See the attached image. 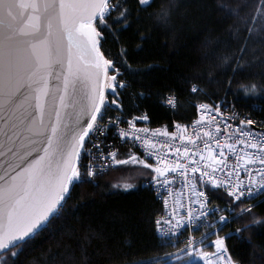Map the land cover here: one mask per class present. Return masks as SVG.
Here are the masks:
<instances>
[{
  "label": "snow or ice",
  "instance_id": "6c2138e0",
  "mask_svg": "<svg viewBox=\"0 0 264 264\" xmlns=\"http://www.w3.org/2000/svg\"><path fill=\"white\" fill-rule=\"evenodd\" d=\"M156 3L136 0L137 8L130 9L128 0H0V264H16L18 254L29 249L54 220L63 216L72 190L86 184L99 187L97 178L114 165H139L150 170L148 183L165 205V215L154 220L156 231L162 246L171 243L178 248L141 264H195V257L205 264H236L227 244L232 234L219 236L222 227L211 223L209 216L218 214L216 224L226 226L237 219L235 210L239 208V216L251 215L253 224L264 223L251 206L241 207L246 200L264 193V127H253L258 122L250 116L234 124L229 121L235 117H224L220 105L194 103L199 119L193 128L211 126L215 135L211 130L204 131L202 138L197 132L193 139L180 135L179 124L178 131L171 133L137 128V121L149 119L147 113L126 121L108 115L123 108L121 91L135 83L127 77L138 74L129 62L127 48L121 46L118 56L113 57L104 47L106 33L116 37L109 19L127 30L132 17L148 12ZM173 5L174 0H170L158 13L149 14L167 25ZM231 15L240 13L233 9ZM242 24L247 32L242 39L241 28L229 29L242 45L239 55L230 51L226 41L208 42L218 45L217 59L221 65L234 64L233 71L244 70L248 63L244 58L248 40L253 35L264 36V0H255L253 13L250 18H242ZM137 35L141 41L150 38L143 32ZM255 87L251 85L250 90ZM190 91L196 94L203 89L193 84ZM136 95L146 98L144 92ZM165 102L171 108L177 98L168 96ZM122 122L127 123V130L120 127ZM259 124L264 125V121ZM110 127L117 129L119 137L128 138L126 143L146 146L145 158L129 152L126 158L118 159L119 149L107 143ZM149 136L168 137L171 141L179 138L181 147L174 149L175 159L161 155ZM221 137L226 138L222 141ZM160 147L172 150L167 143ZM149 159L155 162L149 163ZM177 174L190 193L187 200L174 201L169 208L163 192L174 187ZM112 187L131 190L134 185ZM220 189L228 197L225 203L230 208L210 206V196ZM227 211L233 213L231 219L223 214ZM249 227L245 224L236 232ZM199 228L205 229L204 233L199 238L188 235L183 247L173 242L188 230ZM100 238L101 234L86 224L79 255L74 251L64 253L54 264H94L87 249Z\"/></svg>",
  "mask_w": 264,
  "mask_h": 264
},
{
  "label": "trees",
  "instance_id": "16d2710c",
  "mask_svg": "<svg viewBox=\"0 0 264 264\" xmlns=\"http://www.w3.org/2000/svg\"><path fill=\"white\" fill-rule=\"evenodd\" d=\"M169 3L170 0H157L148 12L132 17L127 30L109 19L116 37L106 33L108 41L104 47L113 57L118 56L121 46L127 48L129 62L138 70L136 76L127 77L135 82L133 87L120 94L124 116L132 118L147 113L153 128L165 127L172 132L177 124L183 127L198 119L194 103H224L252 116L258 123L264 121V36L253 35L248 40L244 54L248 63L244 70L233 71L234 64L221 65L217 59L218 45L208 43L210 39L226 41L230 51L239 55L242 45L229 29L239 27L241 39L247 36L242 18H250L255 0H174L167 25L149 14L158 13ZM127 6L137 8L136 0H128ZM233 9L240 16H232ZM138 32L150 38L141 41ZM205 55L209 57L207 61L203 59ZM193 84L203 91L192 94ZM251 85L256 86L254 91L250 90ZM138 92H144L146 98L138 97ZM168 96L177 98L173 108L166 105ZM150 179V170L142 166L118 165L97 178L99 187L95 184L75 187L63 216L54 220L29 249L18 254L16 264H54L62 254L73 251L78 256L86 224L102 237L87 249L94 264H141L174 253L178 248L171 244L162 246L157 236L154 220L162 215L163 207L153 192L143 188V183ZM126 183L134 187L131 190L112 187ZM227 199L222 189L210 196L211 205L220 209L230 208L225 203ZM241 207L249 205L243 203ZM235 211L237 219L222 228L219 236L232 234L227 244L236 264H264V223L253 224L251 215L241 217L239 208ZM252 212L264 221V200L252 207ZM245 224L249 229L237 233L236 229ZM177 245L181 247L180 242Z\"/></svg>",
  "mask_w": 264,
  "mask_h": 264
},
{
  "label": "built area",
  "instance_id": "2783aa9c",
  "mask_svg": "<svg viewBox=\"0 0 264 264\" xmlns=\"http://www.w3.org/2000/svg\"><path fill=\"white\" fill-rule=\"evenodd\" d=\"M120 100H121V96H120ZM212 105H220L221 106L220 107V112L223 114L224 117H233L234 116L235 119L229 121L230 123L239 124V120L240 119H243L245 116H249V115H246V114H242L238 109L234 108L233 106H230V105H227V104H224V103H213ZM108 115L110 117H112V118H115L116 116H120L122 121H126V120H130L131 119V118H127V117L124 116L123 108L119 109V110H113ZM250 117L253 120L257 121L252 116H250ZM198 119H199V110H198ZM217 119H220L219 115L217 116ZM193 123L185 125V126H187L186 128L182 127V130H180V135L187 134L189 136H192L193 139H195L196 133L199 132L201 137L203 138L204 131H209V130H211L213 132V135H215V131H214V129L211 126L209 128H204V129H201L200 127H197V128L194 129L193 128ZM257 126H260V124L257 123V125H254V127H257ZM120 127L124 128L126 130L128 129L127 123H124V122H122L120 124ZM136 127L137 128H147L150 131L151 130H155V129H161V130H166V131L170 132L165 127L153 128L151 126V124H150V120L149 119L147 121H142V120L137 121L136 122ZM177 131H178V129L175 128L172 132H177ZM225 138L226 137H221V140L223 141V139H225ZM126 139H128V138H122V137L118 136L117 129L115 127H110V129H109V131L107 133V143L111 144V145H114L115 149H119L117 158L122 154V152H126V154H128L129 152L135 153L139 158H141V159L145 158V156L147 154V147L146 146H140L138 144V142H137V146L134 147L132 143H126L125 142ZM149 139H153V141L157 145L156 150L159 151L161 153V155H166L169 159H175L174 149L176 147H181V141L179 140V138H177L175 141H171V140H169L168 137H159V136L151 137V136H149ZM161 143L169 144L171 146L172 150L169 151L167 148H161L160 147ZM184 143H187V142L185 141ZM197 144L202 146V141L198 140ZM101 147H104L103 144L101 145ZM104 151H105V154H106L108 149L105 148ZM182 155H183V153L181 151V156ZM230 160H234V157H230ZM148 162L149 163H154L155 161L153 159H149ZM182 162H186V161L182 160ZM109 163L114 164V162H112V161H109ZM116 166L117 165H114L113 167H110V168H106L104 170V174H102V175H105V174L109 173ZM241 175L243 176V173H241ZM143 188H146V189L150 190L151 192H153L154 195H155V198L157 199V201L161 203V205L163 207V213H162V215L159 218H162L165 215V205H164L163 200L161 199V197L159 195H157L156 190L152 187V185H150L148 183V181L143 183ZM181 191H183V196H181ZM162 192H163V190H162ZM189 193H190V190L188 189L187 185L184 184L183 179L181 177H179V174H177L174 187L171 188V189H168L167 192H163V195H167V197H168V205H167V207L170 208V207H172L174 201L182 203L183 201L187 200V198L189 196ZM262 200H264V193H258L256 198L246 200L244 203L248 204L249 207L250 206L254 207L255 205H257V203H259ZM176 206L179 207V203H177ZM210 206H212L211 203H210ZM212 207H214V206H212ZM223 214L229 216L230 219L232 218V215H233V213L231 211L224 212ZM208 219H209V221L211 223L216 225L217 228H221V227L224 228L225 227V226H221V225H217L216 224V221L218 219V214L217 215H210ZM230 223H228V224H230ZM204 231H205V229H203V228H199V229H196V230H191L190 229L184 235H180L179 237H177L176 240L173 241V242L176 243V244H177V242H180L181 247H183V243L182 242L187 238L188 235H193V236L199 238L204 233ZM208 231H211V230H208ZM157 236L160 238L158 233H157ZM215 238H216V236H215ZM213 251H214V248H213Z\"/></svg>",
  "mask_w": 264,
  "mask_h": 264
},
{
  "label": "rangeland",
  "instance_id": "374dc122",
  "mask_svg": "<svg viewBox=\"0 0 264 264\" xmlns=\"http://www.w3.org/2000/svg\"><path fill=\"white\" fill-rule=\"evenodd\" d=\"M123 153H124V154L120 155V156L118 157V159H120L121 156H126V157H127L126 152H123ZM207 248H208V247H205V250H207V251H213V250H208ZM194 260L197 261V262H200L201 264H205V262L202 261V260H200L198 257H195Z\"/></svg>",
  "mask_w": 264,
  "mask_h": 264
},
{
  "label": "water",
  "instance_id": "95a60500",
  "mask_svg": "<svg viewBox=\"0 0 264 264\" xmlns=\"http://www.w3.org/2000/svg\"><path fill=\"white\" fill-rule=\"evenodd\" d=\"M71 111V110H70ZM77 111H78V109H77ZM254 127V126H253Z\"/></svg>",
  "mask_w": 264,
  "mask_h": 264
}]
</instances>
